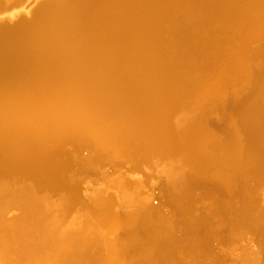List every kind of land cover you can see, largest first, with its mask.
<instances>
[{"label": "bare ground", "instance_id": "obj_1", "mask_svg": "<svg viewBox=\"0 0 264 264\" xmlns=\"http://www.w3.org/2000/svg\"><path fill=\"white\" fill-rule=\"evenodd\" d=\"M191 2L67 0L47 11L40 25L6 33L0 45V213L22 211L17 223L0 220L1 234L11 230L9 225L15 230V259L0 244V256L7 254L9 264H28L18 260L21 256L40 264H176V259L184 264H264V42L251 48L264 38V0H221L219 21L243 40L244 52L230 61L227 74L218 77L212 69L215 75L205 88L200 87L204 78L199 60L208 55L210 44L199 39L188 43V36L178 32V41L184 43L177 54L179 70L170 68L164 53L167 22L180 15L173 16V9L180 8L193 22L197 15ZM248 49L256 63L251 69L246 66ZM191 55L197 60H190ZM240 80L245 83L237 88ZM206 90L214 94L213 110H191L188 117L185 106L193 108L198 102L186 104L184 99L193 93L202 98ZM220 106L226 114L217 124L221 134L214 135L208 119ZM78 134L116 154L130 153L131 161L136 159L131 151L135 139L141 143V160L165 151L149 163L162 165L173 217L143 215V180L133 185L121 180L114 186L120 192L119 207L130 208L127 215L122 218L113 210L117 202L111 198L101 210L87 214L99 229L91 228L88 219L78 221L79 213L93 207L89 202L96 206L108 195L97 190L78 200L76 187H68L64 177L71 181L84 173L93 175L95 165L60 150L58 161L37 155ZM13 175L34 180L41 192L67 193L57 204L47 202L50 194L37 199L39 194L20 182L23 189L16 184L14 190L15 181L7 183ZM214 187L231 195L237 206L222 203L212 210L195 205L196 194L205 198ZM77 204L79 212L68 222ZM217 227L222 228L215 233ZM238 235L250 239L256 250L241 248ZM101 237L104 243L98 247L105 251L94 253ZM212 242L222 249L231 245L237 255L229 249L207 255Z\"/></svg>", "mask_w": 264, "mask_h": 264}, {"label": "rangeland", "instance_id": "obj_2", "mask_svg": "<svg viewBox=\"0 0 264 264\" xmlns=\"http://www.w3.org/2000/svg\"><path fill=\"white\" fill-rule=\"evenodd\" d=\"M13 1H17V0H13ZM189 1H192L191 4L193 5V8H194V10L192 12H195L197 17L192 22L191 20H188L183 15V13L180 11V8L175 7L173 9V16H174V13H177V12H180V15H178V17H176L174 21H171V19H170L167 22V31L165 33L166 47H165V50H164L165 52L164 53L166 55V59H167V61L169 63L170 68L173 69V70H179V69H181V67L179 65L178 60H180L181 57L177 56V54H178V49L180 48L179 47L180 44H184V43L178 41L179 38H178L177 35H180L179 33L181 31H182L183 35L188 36L187 41L188 40L191 41V40L199 39V40H202V43L210 44L209 45V50L206 52V54H208V55L205 56V58L207 60L202 61L205 58L199 60V63H200L199 67L201 69H203L200 72H202V76H203L202 78H204V80L201 79V81H200L201 82L200 87L203 86L205 88L207 86V84H208V81H210L213 78V75H215L213 73L214 71L217 72L216 74L218 75V77H221V75L223 76L224 74H227L230 71V67L232 66L233 62H235L237 55L239 53H243L244 52V49H243L244 48V46H243L244 43H243V40H241L238 36H236L232 32L231 29L225 27L224 24L219 21L218 16L221 13L222 8H223V4L221 3V0H189ZM11 14L12 13H10V15ZM10 15H7L5 17H10V18L14 17V15L13 16H10ZM184 20H185V23H184ZM186 21H188V23H186ZM198 26L200 27V32L197 34ZM197 35L199 36V38L197 37ZM262 42H264V38L256 39L253 43H251V48L253 49L254 46H256L257 44H261ZM188 43H189V41H188ZM217 46H218V48H217ZM234 47H235V49H234ZM193 49H196V48L193 46ZM217 49H220V51L219 50H218L219 52L216 51ZM212 51H213V54H212ZM210 52H211V54H209ZM247 52H246V54L248 56V59H247L246 66H247V68L251 69V68L256 66V63L253 60L250 59L251 52L249 51V49H248ZM218 53H220V54H218ZM217 54L220 55V56H218ZM197 58L198 57L194 56V55L190 56V60H197ZM230 61H233V62H230ZM200 65H203V66H200ZM207 65H209L208 67H210V66H212V67L206 69L205 66H207ZM213 67H215V68H213ZM204 69H206V70H204ZM212 69H214V71H211ZM197 72L198 71H196V73H193V75L198 74ZM244 83H245V81L240 80L236 84V87L239 88ZM229 86H227V88H229ZM230 90L231 89H229V91ZM190 91L192 92L193 88ZM209 92H210L209 90H206L205 94H204V96L202 98L200 96H196L195 97L196 94L193 93L194 95L192 94L191 95L192 97L190 96L189 98L187 97V98L184 99V102H186V104H189L191 101L192 102H198V104L195 105V106L193 104V106H194V107L192 106L193 108H191V106H185V112H186V110L188 111V113H187L188 117H192L191 112H190L191 110L195 111V112H197L199 110L198 113L199 112H206L208 110H210V111L213 110L212 108H214V106L216 105V100L214 98V94L211 93L212 94L211 95L212 97H211ZM206 96H207V98H205ZM203 98H205V99H203ZM198 105L201 106L200 109L198 108L199 107ZM195 107H197V109ZM236 119H237V117L234 116L233 120H236ZM71 137L74 139L73 141L62 143L58 147L53 149L52 151H47V150L38 151L39 153L37 155L40 156L43 160L58 161V160H60L62 158V156H60L59 150H60V152H64L65 155L67 154V156H69V157L76 156L79 159H81L80 157H83L86 154L87 150L90 151V158H87V159H84V160H87L88 162L90 161L91 163H93L95 165V170H96L95 173L93 175L91 174L90 176H88L87 174L84 175L85 173L81 174V176L77 175V179L80 177V180H76V179L73 178V180L70 181L68 179V176H65L64 178H65L66 182L68 184H70V186H68V187H76V194H77L76 196H77L78 200H84L85 196H86V193L88 195V194H91L92 192L97 191V190H99V191L103 190L102 192H104V195L106 193V195H108V197L105 198V199L98 200L96 206H94V204L92 202H89L90 200H88V197H86V199L88 200L87 202H89V204L93 206V207L88 208L89 212L87 213L85 211L84 215H83L82 212H81V214L79 213L77 215V212H79L78 209H80V206L78 204L77 205L79 207H77V205H74L75 206V207L73 206L74 210H72V212H71V214H73L72 217H67L66 220L69 222L70 220H72V218L75 215H77L75 218L78 221H86L88 219V222L90 223L91 228L99 229L97 220L96 219L94 220V218L92 219L91 216H89L87 214H89L90 212H93V211L101 210L102 207H105L106 204L112 199L116 200V202H117V203H115V207L113 208L114 211L117 210V213L121 209H123L125 211H128V209L130 210V208L129 207L125 208V206L119 207V203H118V201L120 199L119 195H118L119 191L115 190L116 187L114 186V185H116V182L119 184L121 180H122L121 181L122 183L123 182L125 183L126 181L123 180V179H120V178H115L113 175H110L109 172H108V168L104 164H100L99 165V168L101 170L100 172L103 173L104 175H99L96 166L100 162H107V163L112 164L114 166V165H117V163H119V161L121 159L127 160V161H131L130 160L131 157L129 156L130 153H129V155L127 153L116 154L114 149H108V148L103 149L102 147L97 146L95 144V142L93 141V139L91 137L87 136V135L78 134V135H72ZM138 141L139 140H137V139L131 141V144H133L131 151H132L133 155L136 157V159H140L141 156H142V153L139 152V149H138V146H141V143H140V141L139 142ZM136 147H137V149H136ZM164 149H166V146L164 147ZM161 168H162V165H161ZM161 168H159V167L158 168L157 167L153 168V170L151 171L152 174L156 175L157 177H158V175L161 176V173H160V169ZM231 175H234V173L232 172ZM81 177L82 178H86L85 180H87V181H84V179H82ZM12 178H13V180H12ZM81 179L84 181L85 184L81 183V181H82ZM202 180H206L208 182H212V180L210 178H208V177L202 178ZM7 181H9V182H7L8 184L10 182H14L15 181L14 182L15 184L13 186L14 190H15V185L16 184H17L16 186H20V185H18L19 182L22 184V187H24L26 185V188L32 189V192L34 190L33 195L36 194V193L39 194V197L37 195H35V196L38 197L37 199L41 198L40 194L42 196H43V194H44V196H46L47 194H50L51 197L49 195H48L49 197L47 196L48 197L47 202H50V203H53V202H55L56 204L59 203L61 197L67 193L66 190H58V189L55 190V191L54 190L50 191V193H48V192L46 193L45 191L41 192L42 189L35 187L34 180L28 178L27 176H22V175H17L16 176V175H13L12 177H10V180L8 179ZM150 183H149V186L145 185L144 188L142 187V189H141L142 191L140 190L141 192L144 191L142 193L143 194L142 197L148 196V192H149V194L152 193V191L150 192V187L152 185V184L150 185ZM27 184H28V186H27ZM33 184H34V186H33ZM22 187L20 186V187H18V188L16 187V188L20 190V189H23ZM124 189L128 190L127 187H124ZM85 191H87V192H85ZM144 193H145V195H144ZM209 193L213 194L212 197L215 196V201H214L213 204L209 205L208 204L209 202L208 203L206 202L207 204L205 203L206 205H209L208 206L209 209L214 210L216 208H219L220 204H222V203L226 207L237 206V201L234 200V199L230 200L231 195L227 194L225 191L219 189L218 187L212 188ZM206 195L207 194H204V196H206ZM97 197L98 196H94L92 198V200L94 199V201H95ZM108 199H110V200H108ZM115 208H116V210H115ZM10 209L11 208H9L7 210V212ZM19 211L21 212L20 214H22V211L21 210H19ZM73 211L74 212L77 211V212L74 213ZM55 212H56V210H55ZM55 212L53 211V213H55ZM171 212H172V216H173L174 213H173L172 210H171ZM5 214L6 213H4L2 215L0 213V220H2V219L4 220L3 217H4ZM71 214L69 216H71ZM21 216H20V218L18 220H15L13 222L17 223L21 219ZM120 216L122 218L124 217L123 215H120ZM179 217H180L181 220H186V219L188 220V216H186V215H184V216L181 215ZM67 221H66V223H68ZM220 226H224V225L221 224ZM9 227L11 228V230H9L6 234H3V233L1 234L0 233V244L3 245V246H8L10 248V250H11L10 251V253H11L10 254V258L11 259H15L16 258L15 252L17 250V248H16L17 247V242H16V239H15V232H14L15 230L13 229V227H14L13 225H9ZM219 227H217V229H215V233L219 232L220 229L222 228V227L221 228H219ZM176 232H178L177 229H176ZM103 241H104L103 237H101V239L99 240V243H96V247L97 248H96V250H94V253L105 251V249L103 247H98V246H100V243L103 245V243H104ZM107 246H108V249L114 248V246H112L110 244H107ZM243 246L244 245L240 244L241 248ZM223 248L224 249H229V251L233 250L232 246L229 245V244L225 245ZM232 253L234 255H237L236 251H232ZM206 254L207 255L209 254V256H211L214 253H212L211 250H209ZM7 256H8L7 254H3V255L0 256V264H9L8 260L6 259ZM18 260H20V262H22V263L40 264V263H37L34 260H30V261L24 260L23 256H21V258H19Z\"/></svg>", "mask_w": 264, "mask_h": 264}, {"label": "water", "instance_id": "obj_3", "mask_svg": "<svg viewBox=\"0 0 264 264\" xmlns=\"http://www.w3.org/2000/svg\"><path fill=\"white\" fill-rule=\"evenodd\" d=\"M67 0H21V1H13V0H0V45L3 43L6 33L9 32V30L15 31L17 29H32L35 26H38L44 21L46 18L47 11H51L55 9L56 7H59L62 3H65ZM22 10L21 12L14 15L13 18L5 17L7 14H10L15 11ZM226 109H224L223 106L217 107L215 109V114L212 115L208 119V130L209 133H212L214 135L221 134L220 128H218V123L220 122V118H224V115L226 114ZM230 117V115H228ZM227 116V117H228ZM219 117V118H217ZM219 119V120H218ZM165 151H159V153L150 154L148 156V160H141L136 159L133 161H127L121 159L117 165H112L107 162H100L97 164V171L99 175H104L101 173L99 165L104 164L108 168V172L110 175H113L115 178H120L128 182L129 184H138L143 180V185L149 186V180L152 181V185L150 187L151 194H148V196H141V205H140V212L147 216H154V217H161L164 219L172 218V212H171V203H169L168 198V184L166 182L165 177L162 175H153L150 171L153 170L154 167L149 162H152V159L154 156H158L160 154H163ZM81 159H87L90 158V151L87 150L86 154L83 157H80ZM187 173V172H186ZM264 183V182H263ZM253 183H251V186ZM144 185V186H145ZM142 188V187H141ZM260 192L257 190L255 197L257 198L258 194ZM213 194H208L205 198L203 196H199V194L195 195V202L199 208L201 206H206L208 203L213 204L215 201V196L212 197ZM259 197V196H258ZM259 199V198H258ZM207 202V203H206ZM211 202V203H210ZM260 201H257L259 203ZM206 203V204H205ZM208 205V206H209ZM261 208L263 206L258 205ZM21 212L16 208H11L6 214L4 215V220L8 223L13 222L15 220H18L22 214ZM119 215H127V212L123 209H121L119 212ZM121 236V234L119 235ZM236 237H242L240 239V244L244 245L246 247H252L254 248V244L248 239L247 237L243 236H236ZM259 238V237H258ZM217 244H214L213 242L210 244V250L213 253H221L223 251L222 247L216 246ZM254 251L256 248L253 249ZM130 254V253H129ZM135 253L132 252L130 256L134 255ZM129 256V257H130ZM178 257H180L178 255ZM176 264H184L181 259H176ZM204 264H209V261H205Z\"/></svg>", "mask_w": 264, "mask_h": 264}]
</instances>
